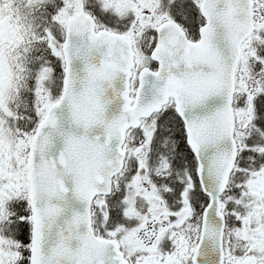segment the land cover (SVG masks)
<instances>
[{
	"label": "snow or ice",
	"instance_id": "obj_1",
	"mask_svg": "<svg viewBox=\"0 0 264 264\" xmlns=\"http://www.w3.org/2000/svg\"><path fill=\"white\" fill-rule=\"evenodd\" d=\"M0 264H264V0H0Z\"/></svg>",
	"mask_w": 264,
	"mask_h": 264
}]
</instances>
